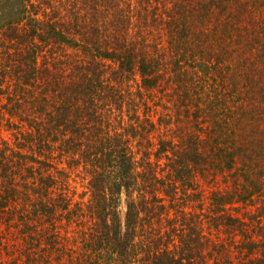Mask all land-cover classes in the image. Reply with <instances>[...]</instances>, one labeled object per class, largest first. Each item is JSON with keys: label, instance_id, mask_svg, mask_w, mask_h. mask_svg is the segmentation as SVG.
Segmentation results:
<instances>
[{"label": "trees", "instance_id": "obj_1", "mask_svg": "<svg viewBox=\"0 0 264 264\" xmlns=\"http://www.w3.org/2000/svg\"><path fill=\"white\" fill-rule=\"evenodd\" d=\"M2 6V261L264 264V0Z\"/></svg>", "mask_w": 264, "mask_h": 264}, {"label": "rangeland", "instance_id": "obj_2", "mask_svg": "<svg viewBox=\"0 0 264 264\" xmlns=\"http://www.w3.org/2000/svg\"><path fill=\"white\" fill-rule=\"evenodd\" d=\"M5 1V0H4ZM3 11H5L4 10V7L2 6V8H0V17L2 16V15H5V14H2L3 13ZM2 14V15H1ZM9 19L10 18H8V16L6 17V15L5 16H3V18H2V21H0V26H2L3 24H6V21H9ZM257 23V25L258 26H260L259 25V22H256ZM5 27V26H4ZM253 33V32H252ZM259 71H263V69H259V70H256V71H254V72H252L251 73V75H254L253 76V78H254V80L256 81V79H259V76L257 75L258 73H259ZM263 84H264V82H263ZM250 85V83L249 82H243L242 84H241V89L244 91V90H246V88H249L248 86ZM147 98H148V100L150 99V97L149 96H146ZM247 97V96H246ZM158 100V103L157 104H155L154 106L158 109V110H160V112H159V114H158V116H157V118L160 116V113L162 112V113H167V112H169V110L170 109H172L173 111H176V108H175V105H174V99H169V98H165V97H163V98H158L157 99ZM154 103V102H153ZM156 108H154V109H156ZM162 115H166V116H168V113L167 114H162ZM165 116V117H166ZM156 118V119H157ZM189 128V127H188ZM158 133H163V137L165 138V139H167L168 137H171V133H173V132H176L175 131V129H174V124L172 123V124H170L169 126H167L166 127V125L164 124L163 125V128L161 129V128H159L158 130ZM240 131H241V128H239V127H234V129H230L229 130V132L230 133H232L233 134V136H232V139L236 142V143H238V135H239V133H240ZM178 133L176 132V135H177ZM224 137V136H223ZM158 140V139H157ZM68 161V159H65V161L64 162H62V163H64V165L66 164V162ZM75 171L76 172H74V176H73V178H74V186L76 187V191H77V196L78 197H81V195L85 192V190H86V185H87V182H88V180L86 179V176H85V173H84V171H83V169L82 168H75ZM227 177H225V175H223V174H221V175H219V184H220V187H226V186H228L229 184H230V182L228 183V184H226V182H227V179H226ZM84 200L86 199H88V196H86V198L84 197L83 198ZM206 205V204H205ZM190 210H192L193 212H191V213H195V215H197V213H199L200 211H201V208H199V207H197L196 209H194L193 207H191V209ZM228 211H232V209H230V210H228ZM122 218H123V222H124V214H125V210H124V208H123V211H122ZM237 228V227H236ZM63 230V229H62ZM67 232H69V230H66V229H64L63 230V232H62V234H64V233H67ZM223 236L227 239V241H230L231 239H234V240H236V239H241L242 237H243V235H242V232L240 231V228H237V230L235 231L234 230V227H230L229 228V230L227 231H224L223 232ZM68 236H71L72 237V235H73V233L72 232H69L68 234H67ZM62 246V245H61ZM61 246H59L60 248H62ZM6 253V250H5V252L3 253V250H2V254H3V256H4V261H2L1 260V257H0V264H14L13 263V260H14V258L13 257H11V256H9V254H5ZM49 252L47 251V250H40L39 251V254L40 255H47ZM55 254V253H54ZM57 255H58V252L56 253ZM57 255H55V261H53V263H55V264H70L69 263V261H68V259L66 258V256H65V258H62V259H60ZM140 255H144V253H142V254H140ZM53 256V254H49V255H47V257H52ZM237 261H239V260H237ZM44 262V261H43ZM46 264V263H45Z\"/></svg>", "mask_w": 264, "mask_h": 264}]
</instances>
